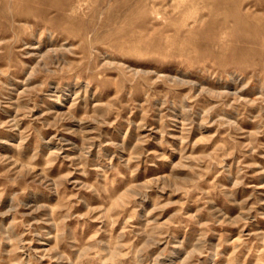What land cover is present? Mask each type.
<instances>
[{
	"label": "rangeland",
	"instance_id": "rangeland-1",
	"mask_svg": "<svg viewBox=\"0 0 264 264\" xmlns=\"http://www.w3.org/2000/svg\"><path fill=\"white\" fill-rule=\"evenodd\" d=\"M0 264H264V0H0Z\"/></svg>",
	"mask_w": 264,
	"mask_h": 264
},
{
	"label": "bare ground",
	"instance_id": "bare-ground-1",
	"mask_svg": "<svg viewBox=\"0 0 264 264\" xmlns=\"http://www.w3.org/2000/svg\"><path fill=\"white\" fill-rule=\"evenodd\" d=\"M21 1H22V0H17V3H21ZM235 18L238 19V20H240V18H241L240 21H243V20H244V17L241 16V15H239V14L235 15ZM245 20H246V19H245ZM260 28H261V27H260Z\"/></svg>",
	"mask_w": 264,
	"mask_h": 264
}]
</instances>
